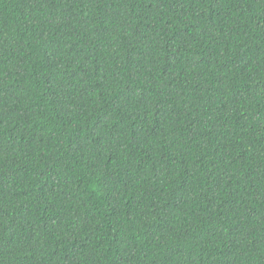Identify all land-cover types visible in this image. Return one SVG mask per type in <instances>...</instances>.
<instances>
[{"label": "trees", "instance_id": "obj_1", "mask_svg": "<svg viewBox=\"0 0 264 264\" xmlns=\"http://www.w3.org/2000/svg\"><path fill=\"white\" fill-rule=\"evenodd\" d=\"M0 264H264V0H0Z\"/></svg>", "mask_w": 264, "mask_h": 264}]
</instances>
